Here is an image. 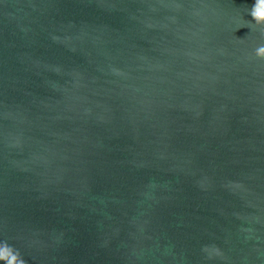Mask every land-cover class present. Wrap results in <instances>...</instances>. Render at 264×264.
<instances>
[{"label": "water", "instance_id": "obj_1", "mask_svg": "<svg viewBox=\"0 0 264 264\" xmlns=\"http://www.w3.org/2000/svg\"><path fill=\"white\" fill-rule=\"evenodd\" d=\"M254 2L0 0V241L26 264H264Z\"/></svg>", "mask_w": 264, "mask_h": 264}, {"label": "clouds", "instance_id": "obj_2", "mask_svg": "<svg viewBox=\"0 0 264 264\" xmlns=\"http://www.w3.org/2000/svg\"><path fill=\"white\" fill-rule=\"evenodd\" d=\"M249 15L256 25L264 28V0H255L249 10ZM255 56L264 59V45L256 48ZM202 251L208 254L209 259L213 258L214 255H221L219 249L215 246L206 245ZM0 252L3 253V255H0V260H3L5 264H26V261L21 257L19 250L9 245L7 241H0Z\"/></svg>", "mask_w": 264, "mask_h": 264}, {"label": "snow or ice", "instance_id": "obj_3", "mask_svg": "<svg viewBox=\"0 0 264 264\" xmlns=\"http://www.w3.org/2000/svg\"><path fill=\"white\" fill-rule=\"evenodd\" d=\"M0 255H3V253H2V252H0Z\"/></svg>", "mask_w": 264, "mask_h": 264}]
</instances>
